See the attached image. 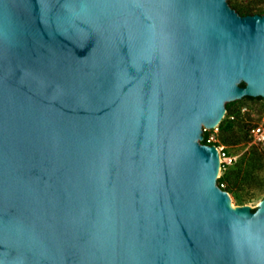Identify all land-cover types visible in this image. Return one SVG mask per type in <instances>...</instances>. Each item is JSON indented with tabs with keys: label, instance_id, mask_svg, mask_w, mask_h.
Returning a JSON list of instances; mask_svg holds the SVG:
<instances>
[{
	"label": "water",
	"instance_id": "water-1",
	"mask_svg": "<svg viewBox=\"0 0 264 264\" xmlns=\"http://www.w3.org/2000/svg\"><path fill=\"white\" fill-rule=\"evenodd\" d=\"M244 97L264 15L0 0V264H264V197L231 204L200 143Z\"/></svg>",
	"mask_w": 264,
	"mask_h": 264
},
{
	"label": "rangeland",
	"instance_id": "rangeland-1",
	"mask_svg": "<svg viewBox=\"0 0 264 264\" xmlns=\"http://www.w3.org/2000/svg\"><path fill=\"white\" fill-rule=\"evenodd\" d=\"M226 3L238 15L240 12L248 11L254 15H264V0H226ZM225 105L235 118L232 121L231 132L233 133L228 130L225 136H228L234 143L226 145L219 137L220 123L225 124L233 120L231 116H228L226 110L223 119L217 126L216 140L217 145L224 147L225 151L234 158V165L225 168V171L220 169L217 177L219 179L231 173L229 181H223V188L226 190L231 204L257 205L264 197V142L253 143L250 129L260 125L264 128V98L240 99ZM236 136L239 140L236 139ZM238 168H241L242 172L234 180L236 174L233 172Z\"/></svg>",
	"mask_w": 264,
	"mask_h": 264
},
{
	"label": "built area",
	"instance_id": "built-area-1",
	"mask_svg": "<svg viewBox=\"0 0 264 264\" xmlns=\"http://www.w3.org/2000/svg\"><path fill=\"white\" fill-rule=\"evenodd\" d=\"M264 121V118H263ZM217 126L213 129H202V142H209L213 143L216 147L217 155H218V171L224 170L228 166H230L234 162V158L230 156L224 149V147L217 145L216 142V133H217ZM250 136L253 143H263L264 142V128L260 126L252 127L250 129ZM223 187V185H219Z\"/></svg>",
	"mask_w": 264,
	"mask_h": 264
},
{
	"label": "trees",
	"instance_id": "trees-1",
	"mask_svg": "<svg viewBox=\"0 0 264 264\" xmlns=\"http://www.w3.org/2000/svg\"><path fill=\"white\" fill-rule=\"evenodd\" d=\"M252 13H250L249 11L248 12H246V13H244V12H240L239 13V15H241V16H244V15H251ZM252 15H254V14H252ZM242 85V84H241ZM242 99H247V100H254V99H262V98H250V97H244V98H242ZM234 102V101H233ZM231 103V102H230ZM225 110L227 111V113H228V116H231L232 118H233V120H231V121H228V122H226L225 124H222V123H220V125H219V130H220V135H219V137H220V139H221V141L224 143V144H226V145H229V144H231V143H234L233 141H231L230 140V138L228 137V136H225V133H226V131H228V130H230V133H233V132H231V130H232V121H234L235 120V118L232 116V114H231V112L230 111H228L227 110V106L225 105ZM237 137V136H236ZM236 139H238L239 140V138L237 137ZM218 143H219V141H218ZM202 144H205V142H202ZM216 144H217V142H216ZM253 150V149H252ZM251 150V151H252ZM232 165H234V163H232L230 166H232ZM230 166H228L227 168H229ZM226 168V169H227ZM225 169V170H226ZM224 170V171H225ZM242 172V169L241 168H238L235 172H233L234 174H236V176L234 177V180H236L237 178H238V175L240 174ZM226 174V173H225ZM231 174V173H230ZM230 174L229 175H227L226 177H221V178H219L218 179V186L219 185H223V181H229V177H230ZM225 179V180H224ZM222 191H226L223 187L222 188H220Z\"/></svg>",
	"mask_w": 264,
	"mask_h": 264
}]
</instances>
